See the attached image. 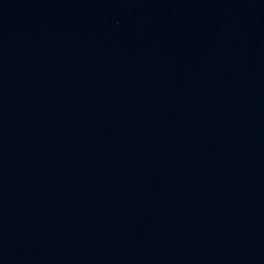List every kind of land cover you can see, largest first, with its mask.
Wrapping results in <instances>:
<instances>
[{"label": "water", "instance_id": "95a60500", "mask_svg": "<svg viewBox=\"0 0 264 264\" xmlns=\"http://www.w3.org/2000/svg\"><path fill=\"white\" fill-rule=\"evenodd\" d=\"M0 264H264V0H0Z\"/></svg>", "mask_w": 264, "mask_h": 264}]
</instances>
